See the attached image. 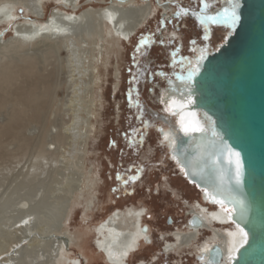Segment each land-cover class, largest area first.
I'll list each match as a JSON object with an SVG mask.
<instances>
[{
	"label": "bare ground",
	"instance_id": "1",
	"mask_svg": "<svg viewBox=\"0 0 264 264\" xmlns=\"http://www.w3.org/2000/svg\"><path fill=\"white\" fill-rule=\"evenodd\" d=\"M44 1L0 0V25L10 27L8 40H5V30H0V55L3 48L21 55L15 62L1 64L0 115L6 113L7 117L0 120V154H3L2 137L13 135L20 141L25 127L30 123H42L46 118L57 86L54 78L61 69L68 72V95L62 104L74 112L62 127L53 125L55 130H48L43 144L37 140L39 147L27 159L23 161L19 156L12 161L0 162V239L6 244L0 247V264H82V260L88 261L83 253H74L70 248L76 243V235L68 232L66 227L75 206H81L85 221L86 212L93 203L90 191L98 180L93 176L96 168L86 170L85 166L88 151L85 145L91 124L88 119L80 123L76 113L80 111L79 106L84 110L95 101L96 66H105L112 53L119 52L124 42L138 34L153 16L156 6L164 10V18H170L167 11L172 9L170 4L175 0H156V5L153 0H106V4L99 6H84L83 0H51L54 5L43 19ZM90 1L96 0H86ZM218 2L224 5L223 0ZM16 6L25 12L23 20L15 14ZM166 31L168 39L177 37L175 31ZM46 49L52 53L57 50L66 53L60 67L44 60L42 54ZM192 57L189 63L193 61ZM187 70L177 69L172 75L160 71L163 85L157 83L158 93L155 88L151 91L165 113L161 116L163 121L171 126L173 121L174 128L180 131L193 121L188 119L184 123L181 111L174 110L181 97L173 93L178 89L172 91V86L180 85V78L187 76ZM114 77L118 80V69ZM154 79L155 75L151 74L148 80L153 83ZM170 131L161 132V140L170 141L169 149L173 143ZM169 149L168 157L177 167ZM70 169L72 182L68 190L63 189L61 201L52 208L51 216L58 219L49 227L44 207L45 179L49 174L59 175L61 170ZM178 171L181 175V169ZM30 184L34 188L31 195L26 190ZM189 185L199 192L194 185ZM128 190L124 185L122 201L130 198ZM184 204L186 211L181 228L176 227L167 236L161 233L160 251L166 255L179 256L188 251L195 264H210L207 259L211 247L220 245L226 255L231 252L232 245L237 247L243 242V232L230 222L224 207L207 203L201 194L200 198L185 200ZM146 210L142 204L115 207L89 227L93 249L99 252L105 264H129V258L138 252L142 243H152L153 232L144 220ZM144 223L146 231H141ZM179 260L175 264L182 263ZM135 263L147 264L145 260Z\"/></svg>",
	"mask_w": 264,
	"mask_h": 264
},
{
	"label": "rangeland",
	"instance_id": "2",
	"mask_svg": "<svg viewBox=\"0 0 264 264\" xmlns=\"http://www.w3.org/2000/svg\"><path fill=\"white\" fill-rule=\"evenodd\" d=\"M83 1H85L82 3L84 6H99L107 2L106 0ZM218 1L206 0L209 7L203 15L212 16L221 11V3ZM153 2L156 5L157 1L153 0ZM53 5L54 2L51 0L42 3L43 19L49 14ZM170 5L172 9L167 11L170 18H164L162 13L164 10L156 6L153 16L140 28L139 33L124 42L119 52L112 53L109 63L107 62L105 66L99 64L96 66L94 72L96 74L98 71V73L97 84L94 86L95 94H93L95 101L84 110L79 106L80 111L76 113L80 116H78L80 123L88 119L91 124V132L85 145L88 148L85 166L86 170L96 168L93 170V176H97L98 179L94 184L95 187L93 186V190L90 191L93 203L86 212L85 221L82 220L81 206H75L66 225L68 232L76 235V243L70 248L74 253L81 252L88 258V261L82 260V264H105L99 252L93 249L89 227L103 219L111 209L122 208L127 204L136 206L142 204L147 208L144 220L153 232V243H142L138 252L129 258V264H137L135 262L139 260H145L147 264H175L177 259L182 262L180 264H195L194 258L186 252L177 256L166 255L160 251L161 233L167 236L176 227L181 228L186 211L184 201L196 200L200 198V194L185 182L178 168L168 157V146H170L168 141L162 143L159 141L158 128L169 125L159 121L165 113L156 103V95L151 94L149 88H155L158 93L157 83L163 85L159 77L160 71H167L169 75L174 74L177 69L186 71L195 51H199L201 47H213L221 41L226 29L223 22H201L196 15H193L194 12L200 13V0H175ZM45 7L48 10L47 15L44 14ZM181 8H187L189 11L177 16L176 13ZM14 9L20 20L26 17L22 7L16 6ZM1 29L5 30V40H8L10 27L0 25ZM166 30L175 31L177 37L169 40ZM142 37H148L150 43L137 52ZM1 52L0 71L2 63L15 62L21 58L20 53L8 48L1 49ZM65 55L66 53L61 50L52 53L47 49L42 54L44 60L51 62L55 67L62 65ZM115 68L118 69V80L114 77ZM151 74L156 78L153 83L148 80ZM67 80V70L61 69L54 78L57 86L53 92L51 109L42 123H30L25 127L20 141L13 135L2 137L3 154H0V162L12 161L19 156L24 161L30 154L35 153L39 147V140L41 144L44 143L48 130H55L53 125L62 127L69 121L74 111L62 104L68 95ZM116 83L117 87H115ZM6 117L7 114L3 113L0 115V120ZM171 124L173 127L169 128L176 130L173 121ZM68 172L71 173V169L61 170L59 175L49 174L45 179L44 207L45 215L49 219V227L54 226L58 219L51 216L52 208L61 201L63 189L68 190L72 182L70 179L72 175ZM132 176L137 179L130 180L129 177ZM165 183L167 185L164 187ZM124 185L129 188L127 195L131 194L128 195L130 198L122 201L121 190ZM58 187L62 190L57 191ZM26 190L30 195L34 192L32 186L27 187ZM5 245L0 239V247Z\"/></svg>",
	"mask_w": 264,
	"mask_h": 264
},
{
	"label": "water",
	"instance_id": "3",
	"mask_svg": "<svg viewBox=\"0 0 264 264\" xmlns=\"http://www.w3.org/2000/svg\"><path fill=\"white\" fill-rule=\"evenodd\" d=\"M223 2L238 19L223 22L221 41L201 47L187 76L172 86L181 97L174 110L184 123L193 121L185 127L202 131L171 130L169 155L203 200L224 207L244 234L226 255L220 245L211 247L209 263L264 264V0Z\"/></svg>",
	"mask_w": 264,
	"mask_h": 264
},
{
	"label": "snow or ice",
	"instance_id": "4",
	"mask_svg": "<svg viewBox=\"0 0 264 264\" xmlns=\"http://www.w3.org/2000/svg\"><path fill=\"white\" fill-rule=\"evenodd\" d=\"M229 2L231 3V0H229ZM200 13H193V15H196L197 18L199 20H201V22H205V21H211L213 23H217V22H224V23H229V26H232L236 20L238 19L236 12L234 10V7L232 9H222L221 11L217 12L216 15H212V16H208V15H203V13L205 12V10L209 7L208 3H206V0H200ZM189 10L187 8H181L176 15L179 16L181 13L186 14ZM150 40L148 37H142L139 41V45L137 46V52H140L141 48L146 45L149 44ZM198 70V69H197ZM193 73H189V75L191 76ZM184 131L187 134L189 131L191 132H200L202 131V129L198 126L193 124L191 127H184ZM231 154V153H230ZM238 155V154H236ZM237 164V173H239V160L237 159L236 161ZM118 179L120 178L119 175L117 177ZM130 180H135L137 179V177L132 176L129 177Z\"/></svg>",
	"mask_w": 264,
	"mask_h": 264
},
{
	"label": "flooded vegetation",
	"instance_id": "5",
	"mask_svg": "<svg viewBox=\"0 0 264 264\" xmlns=\"http://www.w3.org/2000/svg\"><path fill=\"white\" fill-rule=\"evenodd\" d=\"M153 87H150L149 88V92H151L153 89H152ZM150 89H151V91H150ZM163 114V113H162ZM159 130V131H158ZM158 130H157V134L159 135V141H161V143L162 142H164V141H162L161 139H162V137H161V132L162 131H170L171 129L169 128V127H165V128H158ZM170 144V142H168V145ZM169 147V146H168ZM145 224V223H144ZM186 224H187V222H186ZM183 225V224H182ZM152 241H153V239H152ZM153 243V242H152ZM150 244H151V242H150ZM186 253H188V252H186ZM189 254V253H188ZM189 255H191V254H189ZM191 256H193V255H191Z\"/></svg>",
	"mask_w": 264,
	"mask_h": 264
},
{
	"label": "trees",
	"instance_id": "6",
	"mask_svg": "<svg viewBox=\"0 0 264 264\" xmlns=\"http://www.w3.org/2000/svg\"><path fill=\"white\" fill-rule=\"evenodd\" d=\"M44 14H48V10L46 9V7L44 8Z\"/></svg>",
	"mask_w": 264,
	"mask_h": 264
}]
</instances>
